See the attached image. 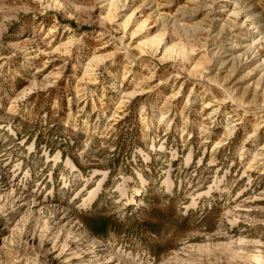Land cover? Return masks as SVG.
Here are the masks:
<instances>
[{
    "label": "rangeland",
    "instance_id": "obj_1",
    "mask_svg": "<svg viewBox=\"0 0 264 264\" xmlns=\"http://www.w3.org/2000/svg\"><path fill=\"white\" fill-rule=\"evenodd\" d=\"M0 264H264V0H0Z\"/></svg>",
    "mask_w": 264,
    "mask_h": 264
},
{
    "label": "bare ground",
    "instance_id": "obj_2",
    "mask_svg": "<svg viewBox=\"0 0 264 264\" xmlns=\"http://www.w3.org/2000/svg\"><path fill=\"white\" fill-rule=\"evenodd\" d=\"M251 210H253V209L251 208Z\"/></svg>",
    "mask_w": 264,
    "mask_h": 264
}]
</instances>
